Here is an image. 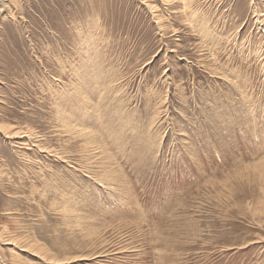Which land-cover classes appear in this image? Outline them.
<instances>
[{
	"label": "rangeland",
	"instance_id": "1",
	"mask_svg": "<svg viewBox=\"0 0 264 264\" xmlns=\"http://www.w3.org/2000/svg\"><path fill=\"white\" fill-rule=\"evenodd\" d=\"M191 2L0 0V264H264V0Z\"/></svg>",
	"mask_w": 264,
	"mask_h": 264
},
{
	"label": "bare ground",
	"instance_id": "2",
	"mask_svg": "<svg viewBox=\"0 0 264 264\" xmlns=\"http://www.w3.org/2000/svg\"><path fill=\"white\" fill-rule=\"evenodd\" d=\"M183 7H184V11L186 14V17L191 18L192 21H195V24L198 25L199 29H204L206 30L207 24H204V19L203 17H199L197 12L194 10L195 8H192L191 5L193 4V2H191V0H183ZM182 7V8H183ZM194 7V6H193ZM198 8V7H197ZM198 10V9H197ZM204 10V9H203ZM254 11V10H253ZM258 14L259 17L262 16V18L260 19V25L263 24L262 28H263V37H264V10L263 11H259L256 12ZM202 16V15H201ZM198 17V18H197ZM258 18V17H257ZM188 19V18H187ZM203 19V20H202ZM98 20V19H97ZM190 20V19H189ZM257 20V19H256ZM190 22V21H189ZM208 23V22H207ZM192 24V23H191ZM193 27V26H192ZM203 34V33H202ZM211 34V33H210ZM213 34V33H212ZM206 36H204V42L209 45L210 49H213L214 47V37L212 36H207V34H205ZM214 36V35H213ZM214 42V43H213ZM218 44V43H217ZM205 45V44H204ZM83 46V45H82ZM216 47V46H215ZM83 48V47H82ZM96 48V47H95ZM215 49V48H214ZM262 50V49H261ZM214 51V50H213ZM87 54V53H85ZM86 56V55H85ZM89 56V55H88ZM258 56V55H257ZM260 56V55H259ZM83 58V56H82ZM91 59V58H90ZM258 59V58H257ZM91 61V60H88ZM87 60H80V64L77 68H73L74 70V77L76 78L78 85L76 87V91H73L72 93H70V95L67 96V98H61V103L58 105L57 109L55 110V118L57 119V126H60L62 128V132L66 133L70 138L72 139H83L80 141L79 147H77V151L79 153V155H82V158L86 159L84 161H87V159L89 158L87 155L89 153V151L94 150V148H96L97 146L99 147L100 145L98 144V139L96 138V135L94 133L91 132V134H89V131L86 130L85 128L81 127L79 124L77 125L76 122L78 121V117L76 116L78 113H83L80 111H84L87 108L85 107V88L92 86V87H96L93 86L95 83L93 82L92 78H94L89 70V62ZM94 62H91V64ZM97 67V66H96ZM239 74V73H238ZM96 77V76H95ZM99 80H96L95 82L97 83V87H101V88H110V86L112 85V80L113 78L109 77L108 81L102 82L100 77H98ZM95 80V78H94ZM111 84V85H110ZM237 84V82H236ZM108 88H106L105 90H107ZM111 89V88H110ZM131 101V100H130ZM160 104V103H159ZM164 104V103H163ZM77 106H81L80 108H78ZM152 110V109H151ZM157 113V112H156ZM159 114V113H158ZM157 114H155L156 117ZM154 117V118H155ZM83 119V118H82ZM153 120V119H152ZM157 120V119H155ZM153 121H151L152 123ZM108 124V123H107ZM155 124V123H154ZM112 126V125H111ZM103 127V126H102ZM15 128V127H14ZM105 128V126H104ZM150 129V128H149ZM13 130V128H12ZM103 130V129H102ZM115 130V129H114ZM109 131V130H108ZM22 133V132H21ZM17 134V133H16ZM106 136V135H105ZM107 137V136H106ZM118 138V137H117ZM109 139V138H108ZM107 139V140H108ZM106 140V139H105ZM115 141V140H114ZM111 142V141H110ZM115 143V142H114ZM160 145V144H159ZM77 146V145H76ZM114 146V145H113ZM98 150V149H97ZM96 150V151H97ZM105 150V149H104ZM47 151V150H46ZM49 151V150H48ZM60 157V156H59ZM95 157V156H94ZM105 157V156H104ZM93 158V157H92ZM68 160V159H67ZM90 160V159H88ZM70 162V161H68ZM89 162V161H88ZM85 163V162H84ZM82 165V164H81ZM84 165V164H83ZM85 165H87V163H85ZM108 166V165H107ZM86 167V166H85ZM101 168H105L104 163H101ZM262 170V169H261ZM260 170V171H261ZM105 172V170H104ZM109 172V171H108ZM263 181V180H262ZM263 189V188H262ZM264 190V189H263ZM260 195V194H259ZM262 195V194H261ZM263 198V197H262ZM65 210V209H64ZM66 211V210H65ZM63 212V211H62ZM70 213V212H69ZM67 214V213H66ZM71 214V213H70ZM64 215V214H63ZM66 218V217H65ZM66 220V219H65ZM69 226V225H68ZM77 258V257H76ZM74 258V259H76ZM83 258V257H82ZM57 261V260H56Z\"/></svg>",
	"mask_w": 264,
	"mask_h": 264
}]
</instances>
